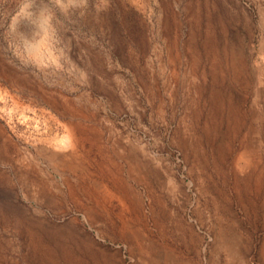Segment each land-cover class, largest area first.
<instances>
[{
	"label": "rangeland",
	"instance_id": "rangeland-1",
	"mask_svg": "<svg viewBox=\"0 0 264 264\" xmlns=\"http://www.w3.org/2000/svg\"><path fill=\"white\" fill-rule=\"evenodd\" d=\"M0 264H264V0H0Z\"/></svg>",
	"mask_w": 264,
	"mask_h": 264
}]
</instances>
